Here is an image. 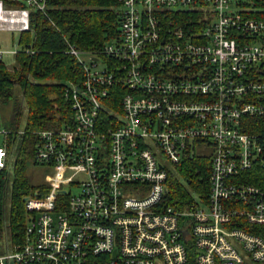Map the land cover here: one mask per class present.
<instances>
[{"label":"built area","instance_id":"obj_1","mask_svg":"<svg viewBox=\"0 0 264 264\" xmlns=\"http://www.w3.org/2000/svg\"><path fill=\"white\" fill-rule=\"evenodd\" d=\"M14 1L0 0L1 33L46 13ZM116 1L117 38L98 53L68 43L82 69L63 91L70 121L34 133L49 190L24 199V241L0 264H264V132L245 130L264 117V0ZM186 12L200 17L185 29ZM20 52L0 46V61ZM205 159L208 188L169 205L171 177Z\"/></svg>","mask_w":264,"mask_h":264},{"label":"trees","instance_id":"obj_2","mask_svg":"<svg viewBox=\"0 0 264 264\" xmlns=\"http://www.w3.org/2000/svg\"><path fill=\"white\" fill-rule=\"evenodd\" d=\"M1 1L5 7L24 6L14 0ZM117 7L116 0H47L46 13L31 9L30 31L18 34L19 48L30 53L16 54V67L12 70H7L0 61V105H10L8 118L0 123V129L9 133L6 146L9 157L13 156L0 171V254L5 250L4 244L13 247L24 241L27 219L24 199L35 193L43 196L49 190L44 183L31 185L27 171L29 165H37L34 133L61 129L71 118L63 91L69 83L80 82L82 69L75 58L65 54L68 43L80 51L100 52L119 35ZM199 17L186 12L176 17L175 22L186 29L187 22L192 26ZM16 87L20 97L15 93ZM23 117L25 124L21 127ZM252 129L263 133L264 117L258 119L256 126L245 128ZM208 175L207 159L184 164L178 178L171 177L169 181L168 204L176 205L179 198L185 197L180 179L189 181L191 187L201 180L207 189Z\"/></svg>","mask_w":264,"mask_h":264},{"label":"rangeland","instance_id":"obj_3","mask_svg":"<svg viewBox=\"0 0 264 264\" xmlns=\"http://www.w3.org/2000/svg\"><path fill=\"white\" fill-rule=\"evenodd\" d=\"M17 40H18V34H10V33H1L0 32V46L5 51L19 50ZM3 62L6 64L5 68L7 70H12V69H15V67H16L13 57L4 58ZM98 69H103V66H101V65L98 66ZM15 93L20 97V92L17 89V87L15 89ZM9 110H10V105H4V106L0 105V123L4 119L8 118ZM24 124H25V118L23 117L21 120V127H23ZM2 142H3V137L0 136V146H1ZM212 152H213V148L210 146H206V145H198L197 149H196L197 155H200V156L206 157V158L210 157ZM12 157L10 158V161L12 160ZM52 173H53V170L51 167L37 164V165H29L28 171H27V176H28L30 184L33 186H37L39 184L45 183L46 176H49ZM79 178H80V176H77V179H79ZM180 181L183 185L184 191L188 195H191L193 198H195L198 195L196 193V191L194 190V188L189 186V184L187 183L186 180L180 179ZM7 190L9 192V187L7 188ZM71 190L74 193L78 192L76 186L71 188ZM7 194H9V193H7ZM7 200H9V196H7ZM7 204H8V202H7ZM4 245H5L4 246V249H5L4 252H6L12 248V247H9L7 244H4Z\"/></svg>","mask_w":264,"mask_h":264},{"label":"flooded vegetation","instance_id":"obj_4","mask_svg":"<svg viewBox=\"0 0 264 264\" xmlns=\"http://www.w3.org/2000/svg\"><path fill=\"white\" fill-rule=\"evenodd\" d=\"M187 183H189V181H187Z\"/></svg>","mask_w":264,"mask_h":264}]
</instances>
